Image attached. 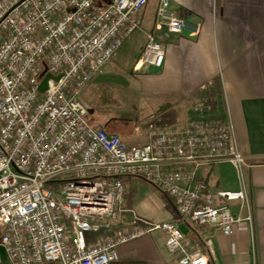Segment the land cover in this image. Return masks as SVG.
<instances>
[{
    "label": "built area",
    "instance_id": "obj_1",
    "mask_svg": "<svg viewBox=\"0 0 264 264\" xmlns=\"http://www.w3.org/2000/svg\"><path fill=\"white\" fill-rule=\"evenodd\" d=\"M149 1L0 0V248L7 264H114L121 245L155 232L165 234L180 264H209L206 254L187 250L181 224L231 235L252 222L245 188L214 194L198 178L202 166L230 162L242 173L246 164L232 121L209 97L185 123L152 129L140 146L88 120L80 95L141 27ZM156 27L200 30L169 0H159ZM141 55L161 68L166 54L148 34ZM127 177L170 197L179 221L132 212L125 222ZM230 201L248 214L231 212Z\"/></svg>",
    "mask_w": 264,
    "mask_h": 264
},
{
    "label": "crops",
    "instance_id": "obj_2",
    "mask_svg": "<svg viewBox=\"0 0 264 264\" xmlns=\"http://www.w3.org/2000/svg\"><path fill=\"white\" fill-rule=\"evenodd\" d=\"M169 1L177 16L200 30L171 34L157 29L159 0H150L141 12L145 34H154L166 54L161 68L152 67L154 75L142 76L146 92L169 99L156 115L155 127L183 124L196 101L207 97L214 101L219 114L223 112L224 119L232 121L246 164L242 173L232 163L223 162L202 166L197 175L214 194L245 188L252 215L251 223L236 227L231 235L186 224L184 245L189 252L206 254L214 264H220L214 246L222 264H264V0ZM124 182L125 222L132 220V212L155 222L179 221L174 201L155 185L136 177ZM248 207H242L241 201L227 203L231 212L244 216ZM118 254L114 264H180V258L168 251L161 232L121 245ZM0 264H7L2 248Z\"/></svg>",
    "mask_w": 264,
    "mask_h": 264
},
{
    "label": "rangeland",
    "instance_id": "obj_3",
    "mask_svg": "<svg viewBox=\"0 0 264 264\" xmlns=\"http://www.w3.org/2000/svg\"><path fill=\"white\" fill-rule=\"evenodd\" d=\"M146 29L143 23L80 95L83 104L91 111L88 116L91 123L101 124L125 143L137 146L148 142V133L152 129L160 128L155 127V117L169 100H162L143 87L145 77L142 76L155 72L141 60L147 42Z\"/></svg>",
    "mask_w": 264,
    "mask_h": 264
},
{
    "label": "water",
    "instance_id": "obj_4",
    "mask_svg": "<svg viewBox=\"0 0 264 264\" xmlns=\"http://www.w3.org/2000/svg\"><path fill=\"white\" fill-rule=\"evenodd\" d=\"M46 89H47V79H46V80L44 81V83L41 85V87H40V92H44ZM180 228H181V230H182L183 232H185L186 224H181V225H180ZM213 252H214V255H215L216 259L218 260V262H219L220 264H222V262H221V258H220V256H219V252H218V249H217L216 246L213 247ZM209 264H214L212 258H210Z\"/></svg>",
    "mask_w": 264,
    "mask_h": 264
}]
</instances>
